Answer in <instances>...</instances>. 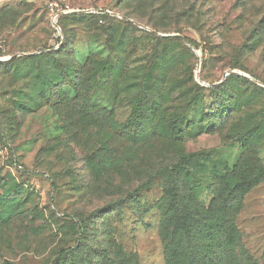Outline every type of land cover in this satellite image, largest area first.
I'll return each mask as SVG.
<instances>
[{"label": "rangeland", "instance_id": "1", "mask_svg": "<svg viewBox=\"0 0 264 264\" xmlns=\"http://www.w3.org/2000/svg\"><path fill=\"white\" fill-rule=\"evenodd\" d=\"M260 172L264 0H0V264H165L172 190ZM229 219L264 264V179Z\"/></svg>", "mask_w": 264, "mask_h": 264}, {"label": "trees", "instance_id": "2", "mask_svg": "<svg viewBox=\"0 0 264 264\" xmlns=\"http://www.w3.org/2000/svg\"><path fill=\"white\" fill-rule=\"evenodd\" d=\"M143 119L142 112L138 111L123 125V135L131 142L140 134V121ZM259 175L263 178H257ZM258 176L252 179L248 174L241 184L231 187L223 186L220 177L219 189L213 191L214 195L205 210L206 216L199 217V220L184 214L177 202L179 196L172 190L171 200L164 206L160 226L165 264H229L228 257L234 247V227L229 216L236 213L241 198L264 179L263 172ZM180 193L183 194V191L180 190ZM69 252L73 255L74 249ZM242 257L245 259L243 253ZM63 259L65 256H61L60 260Z\"/></svg>", "mask_w": 264, "mask_h": 264}]
</instances>
